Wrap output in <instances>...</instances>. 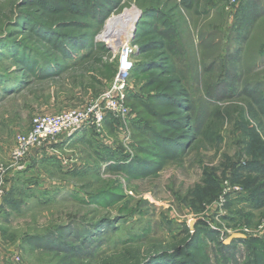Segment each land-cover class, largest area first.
<instances>
[{"label": "rangeland", "instance_id": "374dc122", "mask_svg": "<svg viewBox=\"0 0 264 264\" xmlns=\"http://www.w3.org/2000/svg\"><path fill=\"white\" fill-rule=\"evenodd\" d=\"M67 1L0 0V164L33 116L100 97L125 43L129 113L9 171L0 260L264 264V0Z\"/></svg>", "mask_w": 264, "mask_h": 264}, {"label": "built area", "instance_id": "2783aa9c", "mask_svg": "<svg viewBox=\"0 0 264 264\" xmlns=\"http://www.w3.org/2000/svg\"><path fill=\"white\" fill-rule=\"evenodd\" d=\"M232 4L235 0H227ZM132 50L122 45L119 53L117 72L112 85L103 94L91 100L82 108L66 110L57 114H39L31 118V127L27 132L15 137L14 146L10 150L5 164H0V201L5 193V180L10 170L21 165L34 151L47 148L64 133L73 132L78 128L101 131L108 116L125 121L129 108L125 102L127 75L133 68ZM0 264H5L0 260Z\"/></svg>", "mask_w": 264, "mask_h": 264}, {"label": "bare ground", "instance_id": "6f19581e", "mask_svg": "<svg viewBox=\"0 0 264 264\" xmlns=\"http://www.w3.org/2000/svg\"><path fill=\"white\" fill-rule=\"evenodd\" d=\"M131 21L132 20H125L124 22H119L120 24L115 27L114 31L111 33L112 35H110V44L112 47L116 48L119 40H124V32L130 28Z\"/></svg>", "mask_w": 264, "mask_h": 264}, {"label": "trees", "instance_id": "16d2710c", "mask_svg": "<svg viewBox=\"0 0 264 264\" xmlns=\"http://www.w3.org/2000/svg\"><path fill=\"white\" fill-rule=\"evenodd\" d=\"M65 1H67V0H65ZM40 2H42V0H40ZM67 2H69V1H67ZM45 3H46V2H45ZM255 10H256V6H255V4H251V5H249V8L246 9L247 12H245L244 16H247L248 18H249L250 16H253V13H254ZM135 67H136V66L133 65V70H134ZM125 102H126V104H127L126 98H125ZM106 119H107V118H106ZM106 119H105V121H106ZM105 121H104V122H105ZM261 172H262L263 175H264V167L261 169Z\"/></svg>", "mask_w": 264, "mask_h": 264}, {"label": "water", "instance_id": "95a60500", "mask_svg": "<svg viewBox=\"0 0 264 264\" xmlns=\"http://www.w3.org/2000/svg\"><path fill=\"white\" fill-rule=\"evenodd\" d=\"M234 237H237L238 236V234H235V235H233Z\"/></svg>", "mask_w": 264, "mask_h": 264}, {"label": "crops", "instance_id": "0c3cea01", "mask_svg": "<svg viewBox=\"0 0 264 264\" xmlns=\"http://www.w3.org/2000/svg\"><path fill=\"white\" fill-rule=\"evenodd\" d=\"M69 135V134H68Z\"/></svg>", "mask_w": 264, "mask_h": 264}]
</instances>
